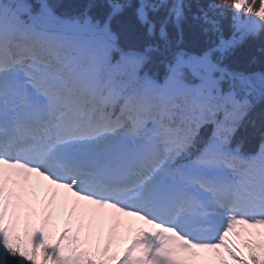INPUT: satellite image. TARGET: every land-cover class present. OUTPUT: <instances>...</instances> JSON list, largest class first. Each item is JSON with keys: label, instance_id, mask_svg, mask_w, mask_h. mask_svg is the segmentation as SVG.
Masks as SVG:
<instances>
[{"label": "snow or ice", "instance_id": "snow-or-ice-1", "mask_svg": "<svg viewBox=\"0 0 264 264\" xmlns=\"http://www.w3.org/2000/svg\"><path fill=\"white\" fill-rule=\"evenodd\" d=\"M96 6L0 0V264H264V0Z\"/></svg>", "mask_w": 264, "mask_h": 264}, {"label": "trees", "instance_id": "trees-1", "mask_svg": "<svg viewBox=\"0 0 264 264\" xmlns=\"http://www.w3.org/2000/svg\"><path fill=\"white\" fill-rule=\"evenodd\" d=\"M69 1L72 2V5H68ZM54 2L60 5L58 11L71 13L73 10H79V8L83 6L87 0H54ZM186 2L191 3V10L192 12H195L197 0H186ZM199 2L204 3L205 0H199ZM103 3L104 0H96L97 6L92 9L93 14H100L101 12L106 11V7L100 6ZM187 15L190 21L191 13H187ZM228 15L230 16L231 13ZM128 23V14H125L114 22V28L119 29L122 25L127 26ZM230 23V19H225L223 21L226 35L230 32ZM183 27L185 45L195 46L202 39V37H200L195 30L191 29L188 23H185ZM127 38L131 43L138 42V37L135 31L129 30ZM262 47H264V36L249 38L243 44L238 46L233 53H231L229 65L247 70H259L264 68V51H261ZM256 110V113H254L256 114V117L253 119L256 121V124L253 125L250 123V125H244L243 129L240 128L238 130V137L244 140V144L246 146H250L255 142L253 134L261 127L262 124H264V108L259 106Z\"/></svg>", "mask_w": 264, "mask_h": 264}]
</instances>
